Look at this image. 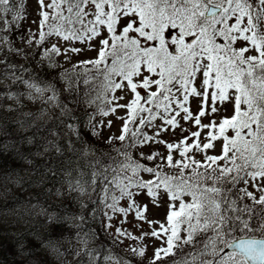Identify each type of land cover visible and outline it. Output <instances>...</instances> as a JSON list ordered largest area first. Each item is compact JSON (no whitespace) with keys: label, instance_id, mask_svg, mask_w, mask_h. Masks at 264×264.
Here are the masks:
<instances>
[{"label":"snow or ice","instance_id":"snow-or-ice-1","mask_svg":"<svg viewBox=\"0 0 264 264\" xmlns=\"http://www.w3.org/2000/svg\"><path fill=\"white\" fill-rule=\"evenodd\" d=\"M36 5L35 33L29 28L27 39L19 37L29 51L7 47L9 35H0V102H11L0 103V108L12 112L23 96L39 99L59 109L57 127L79 138L76 125L68 121L75 120L69 104L80 101L61 100L54 84L33 75L26 65L12 63L11 57L43 64L44 58L62 56L71 63L73 56L90 51L94 57L73 65L94 69L79 81L87 89L82 99L97 109L88 116L90 131L99 136L104 125L102 120L93 123L95 115L121 121L120 135L108 137L122 142L119 159L109 157L108 164L96 159L98 171L85 182L95 191L100 181L104 193L108 211L100 213L99 232L84 227L87 204L79 195H86L88 187L80 180L68 181V190L79 194L80 214L71 217L79 247L70 249L77 264H264V0H36ZM27 18L25 0H0V31L11 34ZM51 38L56 42L46 46ZM21 85L26 92L13 91ZM45 111L41 109L38 119ZM15 123L22 129L33 127L26 121ZM112 125L108 120L106 126ZM48 132L54 139L41 138L43 151L30 155L63 152L57 132ZM38 135L39 127L26 138L0 141V153L12 150L16 159L31 164L16 144L31 146ZM139 147L154 150L139 151L136 159L128 154V148ZM11 171L0 180L11 182ZM50 193L36 197L48 199ZM137 197H147V202ZM120 200L127 207L119 206ZM89 203L95 201L89 198ZM31 207H39L37 215L48 222L42 227L49 239L30 229L8 235L14 237L12 248L20 264H44L25 237L59 258L62 253L51 235L70 218L49 211L51 204ZM56 208L68 211L67 206ZM161 208L162 217L153 218V209ZM118 213L123 219L112 223ZM130 213L139 235L123 227ZM96 218L94 207L92 220ZM102 233L117 247L124 239L139 243L125 246L122 255L99 240Z\"/></svg>","mask_w":264,"mask_h":264},{"label":"trees","instance_id":"trees-1","mask_svg":"<svg viewBox=\"0 0 264 264\" xmlns=\"http://www.w3.org/2000/svg\"><path fill=\"white\" fill-rule=\"evenodd\" d=\"M16 31L13 29L11 34L6 30L4 33L9 35L11 44L16 48L25 47L23 41L16 42ZM49 43V41H48ZM46 46H50V45ZM22 55H13L11 59L19 64V60L23 59ZM49 64H58V57H53L51 61L44 58L43 64L39 60H32L26 62L24 65L28 68L29 72L35 76H39L42 80H47L54 84L59 90L61 100L67 102L68 100H79V103L69 104V107L73 110L75 120L68 121L76 125L79 132V138L73 133H69L66 128L57 127L54 124L57 117H59V109L52 108L51 105L45 106L46 103H41L38 107L30 108L27 112L22 113L18 111L6 112L2 108L0 109V141L17 139H23L33 135L39 127V135L36 138V142L29 146L27 144H16V147L20 151L27 155V160L32 161L31 164L25 160L16 159L12 150L7 153H0V175L11 171V182L8 180H0V264H20L19 257L14 255L12 244L14 237L8 235V233H22L26 229H30L34 233H39L45 240L49 239L47 233L44 231V227H47V221L43 216L37 215L40 211L39 207L32 208L31 205L43 204L47 206L51 204L52 207L49 211H57L61 215H67L70 219L63 223L61 229L52 232L51 239L56 241L55 247L60 249L61 255L57 258V254L52 249H40L37 241L33 240L31 236H26L29 244L37 248L36 257L44 261V264H77V259L74 257L70 249H77L79 247L75 233L77 229L74 227L71 217L78 216L80 214L79 204L76 202L78 197L77 192H70L68 190V181L80 180L85 187L90 182L91 173L95 168V160L100 159L104 164L109 163V157H118L117 150H119L123 144L118 140L109 141L108 137L117 136L114 134H106L101 126V134L99 136L92 135L90 128L91 125L88 122L89 114H95L96 107L89 106L87 101L82 99L87 89L85 86L79 83L85 75L91 76L94 69L87 73L88 68L73 66L68 69L62 67H46ZM27 77L28 73H24ZM75 87L77 91L69 93L66 89ZM41 109H45L43 119H38V115ZM30 114V115H25ZM105 117L95 115L96 121H103ZM11 120L13 123L9 124ZM16 121H26L28 124L33 125L31 128L22 129ZM52 129L59 135L58 143L63 148L62 153H57L54 150L45 153L42 156H32L30 153L36 151H43L39 147L42 140L41 138L47 137V139H54L48 132V129ZM4 133H8L4 136ZM67 133V136H66ZM71 141L72 147L69 148L68 141ZM141 151L140 148H128L127 152L134 159L138 158L137 153ZM72 164V165H71ZM91 165V166H90ZM71 167V168H70ZM51 169L52 171H47ZM71 170V171H70ZM38 172V173H37ZM22 180V183H16L17 179ZM36 178V179H35ZM43 180L42 184H30L32 181ZM5 189H8L5 193ZM51 190L48 199L43 196L36 197V193ZM59 191L60 195H57ZM118 195V191L116 192ZM104 193L100 190V181H97L96 190L93 191L91 187H88L86 195H79V199L87 204V208L84 209L83 215L87 219V223L84 227L87 229L91 227L97 232L100 231V220L103 219V211H108L104 208L103 201ZM15 197V199H13ZM35 197V198H33ZM89 198L95 201V204L89 203ZM108 202H111L109 199ZM13 205H16L13 207ZM56 205L67 206L68 211L65 213L62 209L56 208ZM96 208L97 218L92 220V209ZM99 240L109 247H112L114 251L120 252L122 255L125 253L123 249L124 244L117 246L109 243L110 237L107 233H102L99 236ZM67 250V251H66Z\"/></svg>","mask_w":264,"mask_h":264},{"label":"rangeland","instance_id":"rangeland-1","mask_svg":"<svg viewBox=\"0 0 264 264\" xmlns=\"http://www.w3.org/2000/svg\"><path fill=\"white\" fill-rule=\"evenodd\" d=\"M27 5V14H28V18L26 20H24V29H25V36L27 34V29H32L33 33H35V29H36V25L32 23L33 20H36L38 19V17L36 16V0H29L28 1V4ZM1 35V34H0ZM51 43H54L56 42L55 41V38H51L49 40ZM5 43V42H4ZM64 42L61 41V44H63ZM75 46L76 47H82L83 45L79 42H74ZM36 45H33L32 47H35ZM95 56V53L94 52H90V51H87V52H84L80 55H76V56H73L72 57V61L71 63L67 62L66 60H64L63 57L62 60H61V64H62V67H67V66H70L72 63H75L77 62L78 60H86V59H90L92 57ZM2 79V78H0ZM3 84H11V80L10 79H3L2 80ZM24 87L23 85L19 86L18 88H13V91H18L19 88H22ZM27 89L25 88L24 90H21L19 92L21 93H24L26 92ZM35 95V94H34ZM0 103H3V104H7V103H11L10 101H2ZM40 103V100L39 99H28L27 96H23L21 98V106L17 109L21 112H25L27 110H29V106H32V105H37ZM45 106H49V104L46 103ZM193 107H195V104L192 105ZM125 114L123 112L120 113V116H124ZM108 120H112L113 121V125L111 128H107V131L110 133V132H116L118 134H120V128H121V121L117 120L115 118V116H112V115H109L106 119H105V123L107 125V121ZM185 127H187V125H185ZM146 131H151L150 129H145ZM192 130H195V128H193ZM167 139V137H165ZM145 151L149 152L151 150H154V149H149L147 147H142ZM159 150L163 151V148L161 147ZM141 175L143 176L144 179H148V174L146 173H141ZM137 200L140 201V202H147V197H137ZM119 206H123V207H127V201L125 200H120L119 201ZM165 211V208H161V209H153L152 211V217L153 218H161L163 213ZM119 219H123V214H116L114 216V219L112 221V223H116L117 220ZM136 223L135 219H134V216L130 213L127 217V222L123 225V227L125 228H128L130 231L133 232V234L135 235H139V232L132 227V225ZM144 229L147 230L148 228V225L147 224H144L143 225ZM112 231H114V229H112ZM139 242L138 241H132V240H129V239H124V245L127 246L129 244L135 246L137 245ZM147 243L149 245H151L153 242L152 241H147ZM151 255V252L149 251V256Z\"/></svg>","mask_w":264,"mask_h":264},{"label":"bare ground","instance_id":"bare-ground-1","mask_svg":"<svg viewBox=\"0 0 264 264\" xmlns=\"http://www.w3.org/2000/svg\"><path fill=\"white\" fill-rule=\"evenodd\" d=\"M72 165V164H71ZM71 168V167H70ZM71 171V170H70ZM38 173V172H37ZM36 179V178H35Z\"/></svg>","mask_w":264,"mask_h":264}]
</instances>
